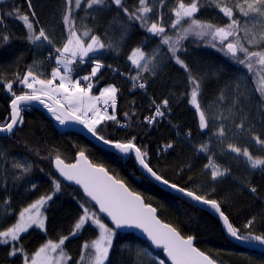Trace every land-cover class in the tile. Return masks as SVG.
<instances>
[{"label":"snow or ice","instance_id":"obj_1","mask_svg":"<svg viewBox=\"0 0 264 264\" xmlns=\"http://www.w3.org/2000/svg\"><path fill=\"white\" fill-rule=\"evenodd\" d=\"M47 5L44 16L38 0H0V52L18 38L25 45L14 60L0 63L5 106L0 264H218L196 245L199 217L185 213L177 224L165 222L143 192L93 160L86 146L73 145L69 159L57 145L26 132L25 113L37 109L54 127L77 126L93 147L131 161L137 180L216 217L229 243L264 253V186L254 181L257 174L264 177V0H174L171 6L170 0H47ZM9 21L22 26L21 37ZM132 33L142 37L135 45H129ZM193 49L218 54L230 75L224 67L194 63ZM106 72L120 83L101 85ZM158 81L166 94H156ZM210 84L215 88L206 95ZM122 95L132 97L123 111ZM185 104L194 120L181 127L172 114L174 105ZM164 125L175 129V137L160 143L152 132ZM5 141L22 145L27 155L12 156ZM218 156L243 163L244 173ZM43 161L47 172L39 166ZM38 166L48 177L43 191L33 178ZM72 186V226L66 234H53L48 213ZM241 196L251 203L237 223L225 209ZM85 232L93 238L83 239L72 254L68 245ZM136 233L143 237L139 244L121 242ZM33 234L40 241L35 247L25 244ZM249 264H255L251 257Z\"/></svg>","mask_w":264,"mask_h":264},{"label":"trees","instance_id":"obj_2","mask_svg":"<svg viewBox=\"0 0 264 264\" xmlns=\"http://www.w3.org/2000/svg\"><path fill=\"white\" fill-rule=\"evenodd\" d=\"M17 2L21 3L22 0H17ZM172 2H174V0H170V6ZM38 3L45 5L44 8L38 7V11H41L42 15L46 16L47 12L50 11V7L47 5V0H38ZM8 23L11 30L17 35V37H21L23 33L22 26L13 21H9ZM141 39L142 37L137 36L136 33H132L129 40V45H135L139 43ZM24 47L25 45L22 39L18 38L14 40L10 50L0 52V63H6L14 60L15 55L22 51ZM217 56L218 54L211 52V50L193 49L191 52V60L197 65L206 67L208 69L224 67L225 75H230V68L228 66L221 65L220 60L217 59ZM29 59H31V57H29ZM105 82L120 83V78L117 77L115 81H113L110 74L106 72L105 80L101 81V85H103ZM121 87L127 88V85L121 84ZM214 88L215 85L210 84L206 89V95H209L214 90ZM154 90L158 96L161 94H166L165 89L160 86L159 81L154 86ZM135 98L137 101L141 99L139 96ZM131 99L132 97L127 95H122L120 97L119 107L121 111L125 110ZM144 107H146V103ZM174 107L175 111L172 114L173 121L177 122L181 127H184L185 125L191 126L194 120V114L193 111L190 110V106L185 104L184 106L180 107H176L174 105ZM4 114V102L3 99L0 98V117H2ZM25 120L28 125V127L25 129L26 132L31 130L37 134L38 138L48 140L50 143L60 147L65 158L70 159L73 156L75 152L73 145L86 146L88 148L89 155L93 160L98 163H103L109 168L110 171H114L126 179L132 187L143 192L145 199L158 208V215L161 220L171 224H177L179 220L184 218L185 213L199 217V227L196 229V245L201 250L216 257L218 264H249V257L253 259L255 264H261V262H264V254L243 249L239 246H234L233 244L229 243V241L226 240L224 233L221 231L218 221H216L209 214L201 213L197 209L188 208L179 200L164 196L151 185L134 178L131 175V161L124 163L109 157L106 154V151H101L93 147L86 138L75 132H68L67 135L61 134L58 129L53 126L54 123L49 122L47 115L38 110L26 112ZM172 137H175V129L170 128L167 125L161 126L159 130H154L152 132V138L160 143H163L164 140ZM3 143L6 144L12 156L21 157L27 155L22 145L17 144L14 141H5ZM240 143L245 144L247 143V140L241 139ZM151 147L153 152H155L157 144L153 143L151 144ZM176 147L177 151H180L181 146L177 145ZM253 151L255 152L256 149L253 148ZM184 153L187 154V149H184ZM175 155L176 153H172L171 155L167 156V159L171 161ZM218 159L224 164L230 165L234 172L243 174L245 171L243 163L230 160L223 156H218ZM153 163H155V159H153ZM39 166H43L45 168V172L48 171L49 166L47 161L41 162ZM39 166L34 170L33 178L39 183L41 191H43L48 187V177L39 171ZM254 181L257 185L264 186V177H261L259 174L254 177ZM230 183V181H226L224 186L227 187ZM72 195L73 187H65L62 194L59 195V199H57L55 204L52 205V209L48 213L53 221L51 224H49L50 232L55 230L53 234L61 230L66 234L72 226V218L76 215V205L72 199ZM250 203L251 201L248 197L241 196L234 204L226 207V213L230 215L234 221L240 223L244 219L245 215H247L249 212L248 205ZM230 208L234 209L233 212H228V209ZM85 238L93 237L91 236L90 232H85L84 236L80 240H74L68 245V248L72 254H76L78 252L79 245ZM141 241L142 240L135 237L130 241L121 242H130L135 245L139 244ZM39 242L40 241L36 234L28 236L25 240V244H29L33 247L38 246ZM160 257L162 258L161 253ZM0 259H3V253H0ZM116 259L118 258L114 257V261Z\"/></svg>","mask_w":264,"mask_h":264},{"label":"water","instance_id":"obj_3","mask_svg":"<svg viewBox=\"0 0 264 264\" xmlns=\"http://www.w3.org/2000/svg\"><path fill=\"white\" fill-rule=\"evenodd\" d=\"M37 110L40 111V112L45 113L42 109H37ZM45 114H46V113H45ZM46 115H47V114H46ZM53 123H54V122H53ZM56 128L58 129V131H59L61 134H64L65 132H75V133H77V134L83 136L84 138H86V139L89 141V137H88V135L86 134V132L79 130L77 126H73V127L70 128V129H62V128H59L58 126H57ZM72 187H75V186H72ZM209 215H210V214H209ZM210 216H212L216 221H218V219H217L216 217H214L213 215H210ZM134 235H135L136 238H138V239H140V240H143V237L140 236L139 233H136V234H134ZM224 235H225V234H224ZM239 247H241V248H243V249H247V250L256 251V252L261 253L259 250H252V249H249V248H247V247H243V246H239ZM156 251H159V250H156ZM160 253H161L162 258H163V259H166V257H163V253H162V252H160ZM262 254H264V253H262Z\"/></svg>","mask_w":264,"mask_h":264},{"label":"rangeland","instance_id":"obj_4","mask_svg":"<svg viewBox=\"0 0 264 264\" xmlns=\"http://www.w3.org/2000/svg\"><path fill=\"white\" fill-rule=\"evenodd\" d=\"M233 210H234L233 208H230L228 209V212H233Z\"/></svg>","mask_w":264,"mask_h":264}]
</instances>
